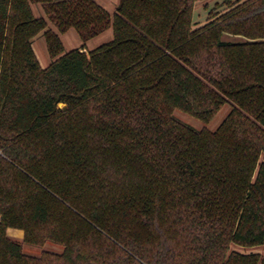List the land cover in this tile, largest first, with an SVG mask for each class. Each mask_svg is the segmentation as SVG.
Instances as JSON below:
<instances>
[{
  "label": "trees",
  "instance_id": "16d2710c",
  "mask_svg": "<svg viewBox=\"0 0 264 264\" xmlns=\"http://www.w3.org/2000/svg\"><path fill=\"white\" fill-rule=\"evenodd\" d=\"M196 1L0 0V264L48 263L9 227L64 264H259L231 244H264V0L194 27ZM228 100L214 131L171 114Z\"/></svg>",
  "mask_w": 264,
  "mask_h": 264
},
{
  "label": "rangeland",
  "instance_id": "374dc122",
  "mask_svg": "<svg viewBox=\"0 0 264 264\" xmlns=\"http://www.w3.org/2000/svg\"><path fill=\"white\" fill-rule=\"evenodd\" d=\"M98 1L101 2V0ZM118 1L119 0H102V2L106 3V5L108 6V10H111L112 12L115 9ZM226 9L227 5L224 3V0H197L195 3L193 14L194 27H199L205 24L208 21L210 15L225 12ZM35 10L37 12V9ZM108 32L109 31L107 30V32H105L104 34H100L91 39L87 43V46L90 49H94L102 45L103 43L108 42L109 40H111V38L107 36ZM62 37L67 50L77 47L82 43L79 33L74 29L63 33ZM225 39L239 41L243 38L227 34L225 35ZM36 43L38 44V47L40 49L41 56H45L46 58L51 59L46 39L42 36H37ZM61 105L63 106V104ZM232 108L233 102L231 100H228L218 109L217 113L210 121H204L180 108H173L171 114L179 121L188 124L197 130L208 129L214 131L230 114ZM262 160H264V154L262 155ZM7 233L9 237L20 240L23 243V250L25 253L34 255L36 257H45L48 260V263L46 264H64L59 256L64 252L66 247L65 244L54 241L52 239H46L43 242L37 243L27 241L25 240V230L18 227H9ZM231 250L239 251L244 254L258 255L259 264H264V244L242 245L238 243H232Z\"/></svg>",
  "mask_w": 264,
  "mask_h": 264
},
{
  "label": "crops",
  "instance_id": "0c3cea01",
  "mask_svg": "<svg viewBox=\"0 0 264 264\" xmlns=\"http://www.w3.org/2000/svg\"><path fill=\"white\" fill-rule=\"evenodd\" d=\"M97 2H99L98 0H96ZM106 2V1H105ZM100 4H102L104 7H108L107 5H106V3H104V2H102V0H101V2H99ZM42 7L41 6H36L35 7V9H37V12H36V10H35V12H36V14H42V11H43V9H41ZM115 8H116V6H115ZM108 9V8H107ZM115 10V9H114ZM114 10H113V12H114ZM110 12H112L111 10H109ZM112 12V13H113ZM53 27V29L60 35V37H61V39H62V41H63V37H62V35H63V33H65V32H60L55 26H52ZM69 30H71V29H69ZM68 30V31H69ZM75 30V29H74ZM109 32L107 33L108 35V37H110L111 39L113 38V36H114V32H113V28L112 27H110V28H108L107 29ZM107 30H105L104 32H102L101 34H104L105 32H107ZM67 32V31H66ZM100 35V34H99ZM38 36H42V37H44L45 38V36L41 33V34H39ZM98 36V35H97ZM37 37V36H36ZM36 37H35V39H34V42H33V45H34V48H35V50H36V53H37V55H38V57H39V60H40V62H41V65L43 66V67H46V66H48L50 63H51V61H52V58H51V56H50V58L51 59H48V58H46L45 56H41V54H40V49H39V47H38V44L36 43ZM96 37V36H95ZM95 37H93V38H95ZM92 38V39H93ZM91 40V39H90ZM90 40H88L87 42H86V47H87V49H90L88 46H87V43L90 41ZM82 41V40H81ZM47 43V42H46ZM63 43H64V41H63ZM64 45H65V43H64ZM82 45V43L79 45V46H77V47H80ZM65 48H66V46H65ZM75 48V47H74ZM72 49V48H71ZM67 50V49H66Z\"/></svg>",
  "mask_w": 264,
  "mask_h": 264
}]
</instances>
